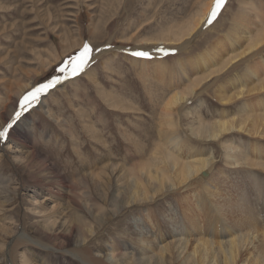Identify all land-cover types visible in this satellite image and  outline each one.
<instances>
[{"label": "rangeland", "instance_id": "1", "mask_svg": "<svg viewBox=\"0 0 264 264\" xmlns=\"http://www.w3.org/2000/svg\"><path fill=\"white\" fill-rule=\"evenodd\" d=\"M213 5L214 0H0V131L15 119L27 92L56 76H63L60 68L70 57L78 55L85 43L94 49L91 62L82 73L62 79L15 120L17 129L13 135L20 141L11 140L8 135L0 138V193L5 191L0 194L4 196L0 198V264L8 263L10 257L14 264H22L25 257L29 259L28 264H44L57 256L51 248L44 250L29 244L15 246V237L21 231L59 249H73L77 239L73 237L72 245L68 246L60 237L65 232L59 234L57 240H48L46 236L45 230L52 228L53 221L60 219L64 212L72 224L89 223L96 229L88 240L89 252L102 258L110 254L113 245L119 248L122 243L136 247L128 228L134 216H145L149 210L165 211L171 203L175 207L172 217L179 218L177 200H181L182 195L162 196L152 205L135 206L116 215L113 213L116 209L113 201L117 199L114 182L110 187L105 183L95 189L91 180L99 174L112 173L113 165L127 171L148 165L150 158L156 156L155 144L166 149L165 142L171 133L180 136L185 143L181 150L183 155L189 152L214 157L212 170L204 181L212 176L211 183H217L221 172L229 177L224 187L227 193L236 194L237 189L228 186L236 183L243 197L240 201L236 198L237 202H243L245 208L250 206L247 211L255 214L261 228L264 226V171L232 170L224 153V145H240L243 150L246 147L249 155L257 148L256 157L260 159L264 157V138L251 141L248 135L233 132L220 140H202L192 131V127L199 125V118L212 125L234 118L237 121L241 117L245 100L222 106L217 96L220 93L230 96L235 90L220 88L222 85L235 77L246 79L245 74L251 67H262L264 48L258 50L264 41L257 42L248 53L247 49L264 33V0H225L218 17L209 25L206 20ZM204 14V21L199 25ZM190 21L199 25L192 36H185L180 42L157 41L179 34V28L187 34L185 27ZM234 22L241 25L237 33L231 30ZM170 32L173 34L167 37ZM240 35L242 38L237 40ZM232 38H235L233 43ZM152 39L155 41L146 42ZM185 42L189 44L180 50ZM161 47L174 50V54L153 56ZM234 48L237 51L233 53ZM136 50H147L153 58L132 56L131 52ZM244 51L246 53L229 66L218 65L219 62L223 66V58ZM205 52L211 53L207 64L196 66L194 60ZM259 76L264 78V71L259 72ZM253 80L255 78L243 81L249 85L247 91L255 89L251 86ZM191 89L195 98L172 106V120H176L177 126L170 128L164 114V101L175 94L186 96ZM13 97L17 99L16 106L9 100ZM112 97L115 100L122 97L130 110L124 114L120 113L121 109L114 111L109 104ZM262 114L257 111L255 118ZM32 152L45 159L50 167L53 165L65 183L54 184L50 192L40 182L52 177L49 175L54 171L52 167L50 171H39L37 167H32V172L23 171L19 162ZM222 197L230 196L222 194ZM244 199L249 201L244 202ZM100 207H105L108 214L101 213ZM93 216L106 222L101 225ZM222 217L231 233L236 232V236L246 233L232 227L229 222L233 218L232 210L226 209ZM163 220L169 221L168 217ZM173 223L178 224L176 229L183 225L177 218ZM185 223L190 227L189 222ZM167 225L165 223L166 231L171 228ZM149 231L150 235L155 233V230ZM208 233L214 240L229 238L224 230L215 236L213 230ZM177 234L175 230L162 244L170 243L173 238H190L186 233L181 236L179 232V237ZM132 250L136 252L137 248ZM130 256L116 252V258L126 262H138L142 257L138 253ZM176 262L171 264H178Z\"/></svg>", "mask_w": 264, "mask_h": 264}, {"label": "bare ground", "instance_id": "2", "mask_svg": "<svg viewBox=\"0 0 264 264\" xmlns=\"http://www.w3.org/2000/svg\"><path fill=\"white\" fill-rule=\"evenodd\" d=\"M239 14L243 15L244 13L240 12ZM204 16L205 14L200 19L199 25L203 23ZM256 25L258 24L256 23ZM198 26L193 25L192 21H190L185 27L188 29L187 34H185L186 32L178 27L180 30L179 34H173L170 32L167 37L173 34L171 38L157 39V41L180 42L184 40L185 36H192ZM240 26L239 22H234L231 29L232 32L237 33ZM262 31L264 32V26ZM249 33L250 32H247V34ZM240 38H242L241 35L237 38V40ZM234 40L235 38H232L231 42L233 43ZM149 41H155V39L146 40V42ZM262 41H264V33H262L261 36L254 41V46L250 45V47H248L247 53L256 46L257 42L259 43ZM185 43L186 44L182 48H179L180 50L185 49V47L189 44L187 42ZM217 46L218 44L213 45L211 46V49ZM262 48H264V44L259 47L258 51ZM109 50L110 49H107V51ZM232 51L234 53L237 49L234 48ZM244 53H246V51L235 56L230 55L226 59L223 58V66L219 62L218 65L222 68L227 67ZM161 55L162 53H160L158 49L157 52L153 53V56L159 57ZM210 56V52H205L204 54L199 55L198 58L194 60V63L198 67H204L207 64L208 59H210ZM181 66L182 63H180V67ZM261 71H264V61L260 69L258 67H251L248 74H245L246 79L255 78V80L251 82V86L255 89H249L247 91L249 85L244 83L243 81L246 79L243 80L241 77H235L220 87H224L225 89L232 87L235 90L230 96H227L224 93H220V96H217V100L220 104H222V106H228L227 104L232 101L238 102L245 100L242 105L244 107L241 112L242 115L237 119V121L234 118L231 121L224 120L218 121L216 124L207 125L198 117L199 125L196 128L192 127L194 134L202 140H220L225 135L233 132L246 134L248 135L247 138L252 139L251 141L261 140L260 138H264V98H262L264 97V78L259 76V72ZM70 77L71 76L64 80H68ZM188 95H190V97L187 98L186 96ZM186 96L179 97V94H175L164 101V114L169 120L167 125H169L170 128L177 126L176 120H172V117L174 116L172 106L176 105L178 101L187 102L192 98H195L196 94L193 95V89H191ZM254 98L259 100L256 101V103H253L251 100ZM111 99L112 100H109V104L114 107V111H116V109H121L120 113L124 114L127 113L126 111L130 110V108L124 104V99L122 97H119L118 100H115L113 97ZM9 100L15 106L17 105V99H15V97L10 98ZM37 103L33 104L31 108ZM29 109L30 108L25 109L23 113ZM19 111H21V108ZM257 111H261L263 114L258 118H255ZM4 120L6 121L7 117H4ZM16 129L17 125H12V128L8 131V138L10 137L11 140L18 142L20 141L18 137L13 135L16 132ZM20 133H23L22 130ZM158 144L159 143L155 144V146H157L155 148L156 156L150 158V163L148 165H141L137 168L135 167L131 171H127L121 166L113 165L111 167L112 173H109L108 175L99 174L91 180L95 185V189L98 185H106L105 183H107L110 187L111 183L113 185L114 182L113 189H115L114 193L116 192L115 198H117V202L114 199L112 200H114L113 204L116 206V209L113 206L115 209H113V213L116 215L135 206L144 207L146 205H152L162 196L167 198L168 196L175 197L176 195H182V199L177 200L181 211L180 216L179 218L176 216L177 219L181 220V224L183 223V225L180 226V229H176L178 224L176 225L173 223L176 219L175 217H172V213L175 212V207H172L171 203H168L169 205L166 207L167 209L165 211L160 210L159 212L153 213L149 210L148 212L146 211L147 213L145 216H134L133 223L131 225L129 224L130 226L128 228L134 236L132 241L136 247H130V244L122 245V243H120L121 245H119V248H116L115 245H113L110 254L106 255L107 261H105L106 257L102 258L99 255H93L89 252L90 242H88V240L94 233H96V229L93 226L90 227L89 223H87V225L86 223L82 225L80 223L77 224L76 222L72 224L69 219V215L64 212L62 213L63 215L60 219L53 221V224H51L53 225L52 228L48 227L49 229L47 228V230H45L47 233L45 234L48 240H57L58 235L65 232L66 234L61 235L60 237L66 241L68 246L72 245L73 237H75L77 241H74L75 244L72 245L74 247L73 249H59L55 245H49L43 243L39 239L31 238L23 231L15 237V246H18L19 244H29L32 247H38L44 250L50 248L53 249L57 256L54 257V260H50L49 262L47 261L46 263L48 264H171L175 261H177L176 263L178 264H264V226L261 228V224L259 225L257 220L258 218L255 217V214L253 215L247 211L250 206L245 208V204L243 202H237V200H241L243 197H241L239 188H236V183L231 182L228 185L232 189H237L236 194L231 196L224 188L229 177L224 176L222 172L220 173L219 181L217 183H211L213 178L212 176L210 177V175L209 180L204 181V179H208L205 178L206 174L212 170L214 157H204L202 155L203 153L191 154L189 152L183 155L181 150L185 147V143H183L180 136L174 133H171L170 139L168 142H165L166 149L161 148V145L158 146ZM253 145L257 147V145ZM248 147L249 146H247V149H249ZM245 149L243 150L240 145H224V153L228 159L227 162L232 167L231 169L236 170L239 168H247L252 171H264V157L257 159V148H253V155H249L247 153L249 151H245ZM261 153L263 152H260V154ZM19 166L23 169V171L29 170L31 172L32 167H37L39 171L44 169L50 171L52 167V170L54 171L49 172V175L52 177L44 178L40 182L44 185V188L48 189L50 192L53 191L54 184L60 182L65 183L62 175L53 165L50 167L45 159H41L33 152L28 153V156L19 162ZM201 179H203V181ZM93 190L94 188L92 191ZM106 190H108V188ZM258 190L260 189H257L256 191ZM60 191L62 190H58L57 192L62 193ZM99 191L101 192V188ZM2 193H5V191H2ZM186 194H188V196ZM222 194L229 195L230 197H222ZM98 195L99 194H97V196ZM102 195H104L103 192ZM0 198H4V196L0 195ZM110 198L111 196L108 197V203ZM236 198L238 199L236 200ZM245 200L247 201L248 199H244V202ZM103 203H105V200ZM75 204L79 207L77 202H75ZM226 209H230L233 212V218L229 220L232 227H238L241 231L246 230L245 234L236 236V232L231 233L228 225L223 222L222 215H225ZM99 210L101 213L108 214L105 207H100ZM166 217H168L169 221L163 220ZM93 219L101 225H104L106 222L103 221L102 218L99 219L95 216H93ZM47 220L49 221V219H46V221ZM185 222H189L188 224L190 227H188ZM165 223L168 224L167 227H171L168 231L165 230ZM44 228H46V226ZM149 229L153 230V232L155 230V233L150 235L152 232L149 231ZM175 230L178 234L180 232L181 236L186 233V236L188 235L190 238H173L170 243L162 244L164 238L167 239V236H170V234L174 233ZM208 230H213L215 232V234H213L214 236L216 234H220L218 233L220 230H224L227 232V235L229 234V238L225 240H223V237V239L220 238L218 240L210 239V235L212 234L208 233ZM223 233L224 232L221 231V235H223ZM178 234L177 236L179 237ZM135 248H137L136 252L132 250ZM117 251H120V253L125 256L131 254L130 257H133L138 253L142 257L138 260V262H134L132 260L126 262L116 258ZM166 255H168L169 258H167ZM61 256L64 257V259H61ZM28 261L29 259L25 257L22 264H28ZM167 261H169V263H167ZM6 264H14L11 257Z\"/></svg>", "mask_w": 264, "mask_h": 264}, {"label": "snow or ice", "instance_id": "3", "mask_svg": "<svg viewBox=\"0 0 264 264\" xmlns=\"http://www.w3.org/2000/svg\"><path fill=\"white\" fill-rule=\"evenodd\" d=\"M225 4V0H214V5L208 14V18L206 20L207 24H212L213 21L218 17L222 7ZM94 49L88 43L83 45L81 51H79L78 55L70 57L67 64L64 67L60 68V72L63 73V76H56L52 80L47 83H41L39 86L34 87V89L30 90L25 94L20 101L21 111L16 112L15 119L10 122L2 131H0V138H7L8 131L15 123V120H18L22 115L25 109L31 108V106L37 103L41 97V95L48 92L51 88L55 87L57 84L61 82L62 79H67L69 76H77L82 73L89 65L92 59V53ZM158 51L163 55L167 56L169 54H174V50L159 48ZM131 55L134 57L142 58L150 60L152 59L151 52L147 50H136L131 52ZM68 69H71L69 72Z\"/></svg>", "mask_w": 264, "mask_h": 264}]
</instances>
